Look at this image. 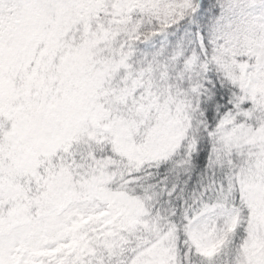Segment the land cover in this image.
I'll use <instances>...</instances> for the list:
<instances>
[{
    "label": "snow or ice",
    "instance_id": "obj_1",
    "mask_svg": "<svg viewBox=\"0 0 264 264\" xmlns=\"http://www.w3.org/2000/svg\"><path fill=\"white\" fill-rule=\"evenodd\" d=\"M0 264H264V0H0Z\"/></svg>",
    "mask_w": 264,
    "mask_h": 264
}]
</instances>
